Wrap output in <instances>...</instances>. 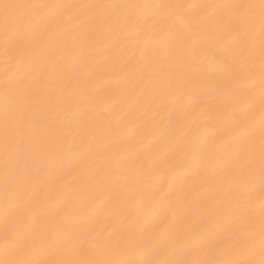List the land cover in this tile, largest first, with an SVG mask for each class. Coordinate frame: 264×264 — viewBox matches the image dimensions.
<instances>
[{"label": "bare ground", "instance_id": "1", "mask_svg": "<svg viewBox=\"0 0 264 264\" xmlns=\"http://www.w3.org/2000/svg\"><path fill=\"white\" fill-rule=\"evenodd\" d=\"M0 264H264V0H0Z\"/></svg>", "mask_w": 264, "mask_h": 264}]
</instances>
